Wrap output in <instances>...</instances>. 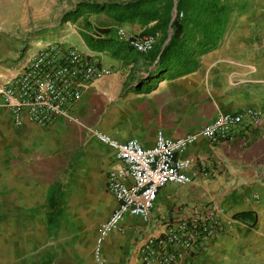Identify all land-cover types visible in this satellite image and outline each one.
Wrapping results in <instances>:
<instances>
[{
	"label": "crops",
	"instance_id": "obj_1",
	"mask_svg": "<svg viewBox=\"0 0 264 264\" xmlns=\"http://www.w3.org/2000/svg\"><path fill=\"white\" fill-rule=\"evenodd\" d=\"M243 13L237 21L234 16L221 43L200 56L198 68L179 76L168 70L163 78L154 75L159 66L152 55L161 33L150 52L134 49L126 56L92 49L76 30L74 39L59 35L112 71L86 87L74 108L49 127L28 120L17 126L0 95V264H144L141 249L149 234L162 235L168 222L212 206L225 230L196 256V264L253 258L254 244H264L263 128H240L233 139L217 144L200 136L181 153L192 160L194 181L163 186L150 222L129 215L101 244L98 227L118 205L108 178L123 162L93 132L151 146L159 131L181 137L220 113L264 108V1ZM89 20L93 30H145L105 13ZM46 39L31 35L25 57L1 69L0 83ZM4 40L0 45L10 49ZM250 210L258 214L254 226L234 217Z\"/></svg>",
	"mask_w": 264,
	"mask_h": 264
},
{
	"label": "built area",
	"instance_id": "obj_2",
	"mask_svg": "<svg viewBox=\"0 0 264 264\" xmlns=\"http://www.w3.org/2000/svg\"><path fill=\"white\" fill-rule=\"evenodd\" d=\"M118 35L143 53L150 52L157 43L156 34H134L125 27L118 28ZM111 71L61 37L51 36L12 76L0 83V95L17 126L28 120L49 127L60 114L74 108L86 87ZM263 124L264 108L224 112L199 131L181 137L171 138L159 131L151 146H145L138 138L120 141L93 129L99 140L113 148L123 162L108 178V189L118 205L98 227L99 244L108 234L120 230L129 215L150 222L163 186L188 185L194 181L189 171L192 160L181 153L200 136L217 144L233 139L240 128L254 130ZM224 230L225 223L218 216L216 206L204 214L168 222L162 235L146 237L141 249L142 261L144 264H196V256Z\"/></svg>",
	"mask_w": 264,
	"mask_h": 264
},
{
	"label": "trees",
	"instance_id": "obj_3",
	"mask_svg": "<svg viewBox=\"0 0 264 264\" xmlns=\"http://www.w3.org/2000/svg\"><path fill=\"white\" fill-rule=\"evenodd\" d=\"M237 8L230 0H82L66 14V20L84 18L82 36L87 44L92 49L109 48L118 56L136 48L121 38L116 28L93 30L91 15L105 13L119 23H139L145 27L141 34L161 33L152 55L159 66L154 75L163 78L168 70L179 76L198 68L200 56L223 40ZM234 217L252 226L258 221L257 212L252 210Z\"/></svg>",
	"mask_w": 264,
	"mask_h": 264
},
{
	"label": "rangeland",
	"instance_id": "obj_4",
	"mask_svg": "<svg viewBox=\"0 0 264 264\" xmlns=\"http://www.w3.org/2000/svg\"><path fill=\"white\" fill-rule=\"evenodd\" d=\"M3 1L0 0V41L3 40L1 43L3 44L4 38L10 40L12 46L10 49H5V46L0 45V71L7 67V64H12L13 61L18 62L25 57L31 35L46 39L47 34L45 33L51 32L52 36L68 34L69 39H74V30L78 32L75 35L79 37V33L82 35L85 29V19L82 17H71L66 20V14L82 0H15V4L12 3V0H6L5 4ZM258 1L230 0L238 7L234 14L235 20H239L245 14L244 10H252ZM262 128L261 136L264 137V124ZM253 247L255 249L252 254L253 258H245L239 264H264V262L262 263L264 261V244L255 243ZM245 255L247 257V253Z\"/></svg>",
	"mask_w": 264,
	"mask_h": 264
}]
</instances>
